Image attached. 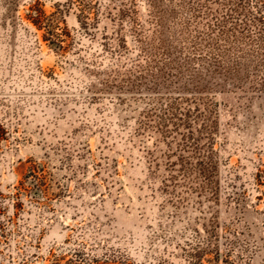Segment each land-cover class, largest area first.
<instances>
[{"label": "rangeland", "instance_id": "obj_1", "mask_svg": "<svg viewBox=\"0 0 264 264\" xmlns=\"http://www.w3.org/2000/svg\"><path fill=\"white\" fill-rule=\"evenodd\" d=\"M68 1L0 0V264H187L157 232L168 149L136 132L141 103L114 107L98 82L114 58L87 40L58 53L27 19ZM62 18L74 34L76 10ZM253 101L217 95L219 233L237 239L233 259L264 264V97Z\"/></svg>", "mask_w": 264, "mask_h": 264}, {"label": "trees", "instance_id": "obj_2", "mask_svg": "<svg viewBox=\"0 0 264 264\" xmlns=\"http://www.w3.org/2000/svg\"><path fill=\"white\" fill-rule=\"evenodd\" d=\"M139 1L69 0L49 15L32 6L27 19L58 53L78 52L87 40L114 58L108 68L95 69L98 82L115 91L114 107L141 103L136 132L148 131L168 149L162 190L170 197L157 219L159 235L180 248L187 264H251L241 255L233 259L237 239L219 233L214 146L221 127L218 94L239 93L248 105L264 97V0H143L145 13ZM73 9L74 34L62 18ZM127 55L131 66H119ZM41 192L30 191L33 198ZM189 211L200 217L197 227L184 218Z\"/></svg>", "mask_w": 264, "mask_h": 264}]
</instances>
